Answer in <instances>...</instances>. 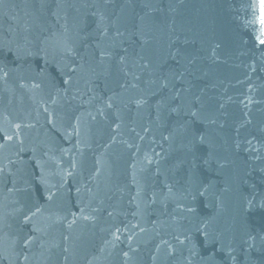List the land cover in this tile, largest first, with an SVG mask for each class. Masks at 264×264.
I'll return each mask as SVG.
<instances>
[{
	"label": "water",
	"instance_id": "obj_1",
	"mask_svg": "<svg viewBox=\"0 0 264 264\" xmlns=\"http://www.w3.org/2000/svg\"><path fill=\"white\" fill-rule=\"evenodd\" d=\"M264 0H0V264H264Z\"/></svg>",
	"mask_w": 264,
	"mask_h": 264
},
{
	"label": "snow or ice",
	"instance_id": "obj_2",
	"mask_svg": "<svg viewBox=\"0 0 264 264\" xmlns=\"http://www.w3.org/2000/svg\"><path fill=\"white\" fill-rule=\"evenodd\" d=\"M261 7L264 9V4H262ZM261 25L264 27V16L261 18ZM261 37H264V31L261 32ZM261 43H264V39H261Z\"/></svg>",
	"mask_w": 264,
	"mask_h": 264
}]
</instances>
